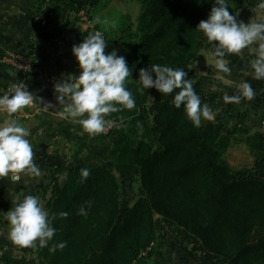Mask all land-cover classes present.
I'll list each match as a JSON object with an SVG mask.
<instances>
[{
    "label": "trees",
    "instance_id": "16d2710c",
    "mask_svg": "<svg viewBox=\"0 0 264 264\" xmlns=\"http://www.w3.org/2000/svg\"><path fill=\"white\" fill-rule=\"evenodd\" d=\"M139 2L136 24L126 13L106 39V50L124 56L132 71L127 87L136 107L109 117L124 125L113 128L114 161L57 169L66 174L62 182L54 178L48 203L57 232L48 247L37 248L41 264H148L167 229L209 264H264V133L245 136L241 116L223 94L198 83L192 68L202 51L212 49L196 29L214 0ZM255 3L259 0H229L230 12ZM153 64L187 72L214 120L194 127L183 107H174V94L144 89L139 72ZM238 137L253 157L250 168L236 169L228 161ZM83 168L90 169L86 181ZM135 176L140 197L123 207L122 184ZM81 207L86 217L78 215ZM60 212L69 215L62 219ZM64 241L63 250H49ZM15 261L0 258V264Z\"/></svg>",
    "mask_w": 264,
    "mask_h": 264
},
{
    "label": "clouds",
    "instance_id": "9594fccd",
    "mask_svg": "<svg viewBox=\"0 0 264 264\" xmlns=\"http://www.w3.org/2000/svg\"><path fill=\"white\" fill-rule=\"evenodd\" d=\"M254 13L249 22L239 20L231 14L229 0H214V6L206 20H202L197 29L212 46L215 69L218 73L230 76L228 56L250 54L254 58L248 64V73L252 79L264 81V0L251 9ZM101 23L99 18L95 21ZM109 47L102 32L96 31L74 45L72 52L79 67V75L62 77L54 84V95L59 105L61 118L76 121L90 137L106 133L113 126L123 127V121L115 124L109 119L111 114L136 107L135 97L128 89L132 71L126 58L118 55ZM187 72L159 64L142 68L139 82L144 89H156L165 96L173 95L175 108L183 107L187 118L194 127H201L202 121H213L215 113L195 91ZM155 77V78H154ZM255 92L248 80L237 83V94H225V103L240 104L251 101ZM38 100L27 85L14 86L12 94L0 95V113L8 119L0 122V180L8 179L13 183L27 184L28 179L40 183L45 173L35 162V151L29 137L31 132L18 120V114ZM44 103V102H43ZM46 107L56 106L47 103ZM80 175L84 181L90 176V169L83 168ZM13 206L6 213L10 241L22 248H45L53 240L57 229L53 226L55 215L50 216L38 196L26 194L12 200ZM68 212H60L59 218L66 219ZM78 215L87 216L81 207ZM67 247V241L53 245L49 250L55 252Z\"/></svg>",
    "mask_w": 264,
    "mask_h": 264
},
{
    "label": "rangeland",
    "instance_id": "374dc122",
    "mask_svg": "<svg viewBox=\"0 0 264 264\" xmlns=\"http://www.w3.org/2000/svg\"><path fill=\"white\" fill-rule=\"evenodd\" d=\"M90 8L89 18L92 33L100 31L106 40L113 36L116 27L121 23V17L126 13L131 15L134 24H136L140 12V2L139 0H98V4L94 7L90 6ZM252 8L249 4L248 7L235 12L234 15L245 22L244 17L246 14H252ZM97 18L101 20V23L95 22ZM209 51L212 52V50ZM106 53L109 52L106 50ZM210 55L204 56L205 58L200 63L193 65L198 83H202L203 78L211 76L213 65ZM20 75L26 79L32 76L23 73ZM5 119H8L7 115L0 113V122ZM18 120L31 132L29 139L35 151V162L45 175L40 183L28 178H25L28 180L27 184H24L23 181L17 184L8 179L0 180V258L16 260L13 264H41L37 248L19 247L8 238L7 209L9 211L13 206L12 200L32 194L39 197L49 212L48 203L53 199V180L56 178L62 182L66 177L64 173H57L60 166L70 167L78 162L86 163L89 166H102L108 161H114V126L102 135L90 137L82 130L78 122L42 114L38 108L24 110L18 114ZM262 130L264 131L263 127ZM241 144H234L229 161L237 169L250 168L253 165V160L244 144ZM122 185V205L123 207H132L140 197V180L135 176L131 181H126ZM163 235H165L164 239L159 240L155 245L158 254L152 257L148 264H209L202 259L199 253L193 255L191 246L175 240L168 229L163 231ZM18 261H23V263Z\"/></svg>",
    "mask_w": 264,
    "mask_h": 264
},
{
    "label": "crops",
    "instance_id": "0c3cea01",
    "mask_svg": "<svg viewBox=\"0 0 264 264\" xmlns=\"http://www.w3.org/2000/svg\"><path fill=\"white\" fill-rule=\"evenodd\" d=\"M88 1L0 0V95L12 94V89L18 84L27 85L28 90L38 99L27 109L38 108L42 114L60 117L54 84L62 77L80 74V67L72 49L74 45H79L84 38L92 34L91 22H83L80 17ZM253 15L254 13L246 14L245 23L249 22ZM38 17H44L48 24L42 25ZM10 52L34 57L37 54L39 58L36 60L37 72L26 79L20 73L11 70L3 63V57ZM208 54L212 57L211 76L203 78L200 84L217 93L231 96L237 94L239 81L248 80L254 89V98L251 101L245 99L240 104H228L241 116L245 136L264 133L261 126L264 114V81L254 80L248 74L251 71L248 64L254 57L250 54L226 57L232 73L222 78L223 74L215 69L211 51H202L196 64ZM47 103L55 105L56 108L46 107L44 104ZM235 143L242 142L240 139L233 141L227 154L228 161ZM244 146L250 154L247 146L245 144ZM251 158L253 160L252 156Z\"/></svg>",
    "mask_w": 264,
    "mask_h": 264
},
{
    "label": "built area",
    "instance_id": "2783aa9c",
    "mask_svg": "<svg viewBox=\"0 0 264 264\" xmlns=\"http://www.w3.org/2000/svg\"><path fill=\"white\" fill-rule=\"evenodd\" d=\"M91 8L86 6L80 14V17L83 22L90 23ZM42 25H47L48 21L44 17L37 18ZM3 63L7 65L11 70L18 73H23L24 75H34L37 72L36 61L22 53L10 52L3 57ZM262 127L264 129V114L262 117Z\"/></svg>",
    "mask_w": 264,
    "mask_h": 264
},
{
    "label": "water",
    "instance_id": "95a60500",
    "mask_svg": "<svg viewBox=\"0 0 264 264\" xmlns=\"http://www.w3.org/2000/svg\"><path fill=\"white\" fill-rule=\"evenodd\" d=\"M119 177V176H118Z\"/></svg>",
    "mask_w": 264,
    "mask_h": 264
}]
</instances>
